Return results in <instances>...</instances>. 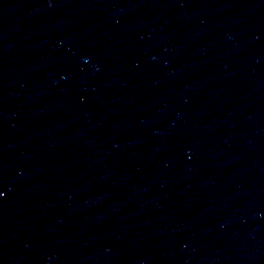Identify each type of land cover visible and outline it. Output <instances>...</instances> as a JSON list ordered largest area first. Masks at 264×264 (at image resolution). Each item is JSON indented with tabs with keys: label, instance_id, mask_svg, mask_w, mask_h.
<instances>
[{
	"label": "water",
	"instance_id": "95a60500",
	"mask_svg": "<svg viewBox=\"0 0 264 264\" xmlns=\"http://www.w3.org/2000/svg\"><path fill=\"white\" fill-rule=\"evenodd\" d=\"M0 264H264V0H0Z\"/></svg>",
	"mask_w": 264,
	"mask_h": 264
}]
</instances>
